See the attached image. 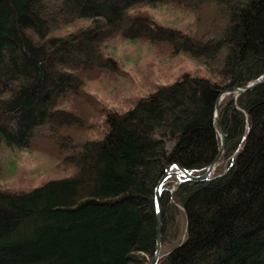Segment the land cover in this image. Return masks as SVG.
Instances as JSON below:
<instances>
[{
	"label": "trees",
	"instance_id": "obj_1",
	"mask_svg": "<svg viewBox=\"0 0 264 264\" xmlns=\"http://www.w3.org/2000/svg\"><path fill=\"white\" fill-rule=\"evenodd\" d=\"M160 5L189 21L158 19ZM115 39L184 54L210 76L154 85L101 123L89 88L122 71ZM262 75L264 0H0V148L38 138L66 171L0 185V264H150L159 179L173 163L205 171L220 145V91ZM219 116L225 148L212 177L162 185L169 250L157 264H264V82L225 96Z\"/></svg>",
	"mask_w": 264,
	"mask_h": 264
},
{
	"label": "rangeland",
	"instance_id": "obj_2",
	"mask_svg": "<svg viewBox=\"0 0 264 264\" xmlns=\"http://www.w3.org/2000/svg\"><path fill=\"white\" fill-rule=\"evenodd\" d=\"M167 8L160 5L151 12L167 23L174 22L182 25L189 21L188 15L184 18L181 14L171 12ZM205 9L206 16L211 17L214 8L207 6ZM109 46L110 52L117 59L122 71L116 76L117 78L106 76L92 83L93 85L89 88L97 95L105 108L99 118L101 123L104 121L106 112L131 108L139 97L150 93L154 85L171 83L184 73L210 76L207 67L198 60L184 54L168 56L155 45L140 39H115ZM43 142L45 141L37 138L36 144L25 150L0 148V185L33 187L47 179L64 175L66 171H60L57 161L49 151L50 144ZM44 146L47 147L45 148L47 152ZM181 219L183 227L184 221L183 218ZM168 250L167 245L162 246L160 257Z\"/></svg>",
	"mask_w": 264,
	"mask_h": 264
},
{
	"label": "water",
	"instance_id": "obj_3",
	"mask_svg": "<svg viewBox=\"0 0 264 264\" xmlns=\"http://www.w3.org/2000/svg\"><path fill=\"white\" fill-rule=\"evenodd\" d=\"M264 82V75L257 78L254 81L249 82L248 84L241 86V87H231V88H225L220 91L214 105V123L217 125L219 129V138H220V147L218 149V152L215 156V158L210 162V164L207 166L206 170L202 174L194 175L188 170L179 167L175 164L176 170L171 171V166H168L166 169V172L164 175L160 178L158 181L157 187L155 189V200H156V212H157V227H156V242L155 247L151 256L150 264H157L159 258H160V248H161V241H160V234H161V212H160V206H159V197H160V188L163 184L164 180L169 176L174 177H180L185 180L190 181H205L211 178L212 173L214 172V168L217 165V162L224 150L225 145V133L221 124L220 116H219V104L222 98H224L226 95L231 94L232 99L234 102L236 101V98L238 95L244 93L245 91L254 88L257 85H260Z\"/></svg>",
	"mask_w": 264,
	"mask_h": 264
},
{
	"label": "bare ground",
	"instance_id": "obj_4",
	"mask_svg": "<svg viewBox=\"0 0 264 264\" xmlns=\"http://www.w3.org/2000/svg\"><path fill=\"white\" fill-rule=\"evenodd\" d=\"M229 95H231V94H229ZM227 96V95H226ZM223 99V98H222ZM221 99V100H222ZM221 102V101H220ZM217 126V125H216ZM218 128V127H217ZM218 131H219V129H218ZM219 140H220V138H219ZM219 147H220V145H219ZM224 148H225V145H224ZM219 149V148H218ZM218 152V151H217ZM223 152H224V150H223ZM223 152H222V154H221V156H220V158H219V160H218V162H217V165L215 166V168H214V171H215V169H216V167L220 164V162H221V158H222V155H223ZM217 154V153H216ZM216 156V155H215ZM215 156H214V158H215ZM213 158V159H214ZM212 159V160H213ZM210 164V163H209ZM208 164V165H209ZM177 165V164H176ZM207 165V166H208ZM169 166H171V171H174V170H176V167H175V163H173V164H170ZM179 166V165H178ZM180 167V166H179ZM207 168V167H206ZM167 169V168H166ZM206 170V169H205ZM166 172V171H165ZM190 172V171H189ZM192 173V172H191ZM214 173V172H213ZM213 173H212V175H213ZM164 175V174H163ZM162 175V176H163ZM194 175H197V174H194ZM161 176V177H162ZM171 177H174V176H169V177H167L165 180H164V182H166L169 178H171ZM212 177V176H211ZM174 178H176V180H177V182L178 181H182V180H185V179H183V178H180V177H174ZM160 180V179H159ZM164 182H163V184H164ZM158 184V183H157ZM162 184V185H163ZM162 185H161V188H162ZM157 187V186H156ZM161 188H160V193H161ZM156 189V188H155ZM155 203H156V200H155ZM159 206H160V197H159ZM160 241H161V239H160ZM160 252H161V248H160ZM160 259V258H159Z\"/></svg>",
	"mask_w": 264,
	"mask_h": 264
}]
</instances>
